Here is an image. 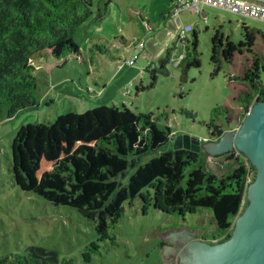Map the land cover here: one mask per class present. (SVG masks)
<instances>
[{
  "label": "trees",
  "instance_id": "obj_1",
  "mask_svg": "<svg viewBox=\"0 0 264 264\" xmlns=\"http://www.w3.org/2000/svg\"><path fill=\"white\" fill-rule=\"evenodd\" d=\"M93 5L94 0H0V120L40 106L39 78L43 73L52 72L73 58L81 63L86 61L74 36L93 15ZM108 6L109 2H105L104 11L99 8L98 17L104 16ZM167 15L172 16V7ZM243 28L245 39L239 43L225 36L221 26L216 29L211 61L216 74L222 60L232 63L236 52L246 50L254 54L251 68L242 76H231L250 88L246 96L240 97L248 111L253 101L264 100V56L254 51L257 34L264 38V32L246 23ZM193 36V49L182 62L183 78L190 67L201 65L195 29ZM136 42L117 35L108 45L94 46L100 54H113V48ZM170 55L168 50L160 66L152 69L147 87L156 84L158 72L168 74ZM147 87L137 86L139 91ZM230 112V108L223 106L213 110L207 123L210 140L223 135V125L217 120L226 114L229 123ZM173 132L170 125L162 127L152 114L135 113L126 105H101L84 113L68 111L53 122L26 123L20 127L11 142L12 172L21 189L56 206L75 208L94 220L100 236L122 214L127 201L132 204L137 197L144 200L145 190L163 182L162 199L153 195L144 201V209L153 205L162 212L183 216L209 210L217 233L204 238L213 243L224 241L231 235L234 217L246 206L249 177L251 181L256 168L245 154L230 151L218 156L236 155L237 165L218 175L208 168L203 150H160L171 141ZM150 153L153 155L143 162V157ZM0 264L76 263L72 258L61 259L53 249L33 245L25 254L0 257Z\"/></svg>",
  "mask_w": 264,
  "mask_h": 264
},
{
  "label": "rangeland",
  "instance_id": "obj_2",
  "mask_svg": "<svg viewBox=\"0 0 264 264\" xmlns=\"http://www.w3.org/2000/svg\"><path fill=\"white\" fill-rule=\"evenodd\" d=\"M105 2H109L108 11L100 18L98 10L101 7L104 11ZM160 2L94 0L93 15L74 36L86 61L81 63L73 58L52 72L43 73L39 78L40 106L0 120V257L25 254L28 247L34 245L53 249L61 259L72 258L76 264H177L189 242L217 233L209 210L183 216L162 212L153 205L144 209V201H149L153 195L162 199L164 184L157 182L144 191V200L137 197L132 204L127 201L122 214L114 218V224L100 236L94 220L82 216L75 208L56 206L32 191L21 189L12 172L11 142L20 127L26 123L53 122L59 114L68 111L84 113L101 105H126L135 113L152 114L162 127L170 125L173 134H189L203 144L212 137L207 123L216 107L231 110L229 123L226 114L217 120L223 125L224 132L229 134L239 127L248 112L240 97L246 96L250 88L231 76H242L251 68L254 54L246 50L236 52L232 63L222 60L220 71L214 74L212 36L221 26L225 36L239 43L245 39L244 23L264 32V21L207 6L202 7L201 14L182 12V24H191L198 33L197 51L201 65L190 67L183 78L184 61L179 67L168 63V74L158 72L156 84L147 87L152 69L160 66L168 50L172 55L183 50L187 56L193 49V32L188 41L180 44L172 23L165 22L172 16H160ZM149 26L155 27L149 30ZM143 33L150 38L149 47L140 52L144 53L133 65L124 60L137 52L135 44L113 48V54H100L94 46L95 43L108 45L117 35L137 41ZM254 51L264 56L261 34H257ZM138 85L147 88L139 91ZM173 147L171 139L160 150ZM230 151L236 155L240 153L235 145L220 153L204 148L208 168L222 175L236 167V155L233 158L229 154L218 156ZM152 155H145L143 162ZM182 229L196 231V235L186 239L176 254L168 255L162 249L167 235Z\"/></svg>",
  "mask_w": 264,
  "mask_h": 264
},
{
  "label": "water",
  "instance_id": "obj_3",
  "mask_svg": "<svg viewBox=\"0 0 264 264\" xmlns=\"http://www.w3.org/2000/svg\"><path fill=\"white\" fill-rule=\"evenodd\" d=\"M171 139L174 149L196 152L204 149L201 140L189 134L172 133ZM206 142L211 143L214 153L235 145L256 168V174L249 181L246 206L236 216L230 237L214 243L207 239L192 240L181 252L177 264H264V100H255L238 128ZM194 235L196 231L186 229L170 232L162 249L168 255L176 254L185 240Z\"/></svg>",
  "mask_w": 264,
  "mask_h": 264
},
{
  "label": "built area",
  "instance_id": "obj_4",
  "mask_svg": "<svg viewBox=\"0 0 264 264\" xmlns=\"http://www.w3.org/2000/svg\"><path fill=\"white\" fill-rule=\"evenodd\" d=\"M203 6L238 14L244 18H252L255 20L264 21V0H173L172 16H179L184 11L201 14L203 11ZM193 31L194 27L191 24L183 25L178 32L179 43L183 44L185 41H188L189 34ZM144 47V38H138L135 44V50L137 52L125 59L124 62L128 65L135 64V61L139 56V52L143 51ZM185 58L186 53L183 50H180L177 55H170L169 63H171L173 66L179 67Z\"/></svg>",
  "mask_w": 264,
  "mask_h": 264
},
{
  "label": "crops",
  "instance_id": "obj_5",
  "mask_svg": "<svg viewBox=\"0 0 264 264\" xmlns=\"http://www.w3.org/2000/svg\"><path fill=\"white\" fill-rule=\"evenodd\" d=\"M160 5L162 6L161 8V14H160V16L162 17L163 15L162 14H164V13H166L165 15H164V17H162V18H165L166 16H168L167 15V12H168V10L172 7V5H173V0H161V2H160ZM166 20V21H165ZM164 21L165 22H171L172 23V25H173V31H174V34H175V36L178 34V32H179V29L184 25V24H182V18H181V15H179V16H172V18L170 17L169 19H165ZM159 22H156L155 23V25H157V26H159ZM188 24V23H187ZM150 27V26H149ZM195 29V28H194ZM140 37H142V38H144V40H145V47H144V49L143 50H145V49H147L148 47H149V36H146L145 37V34L143 33L142 34V36H140ZM144 53V52H143ZM143 53H141L140 54V52H139V55H143ZM133 83V81H131V84ZM209 148V150L211 149L212 150V152L214 153V148H213V146L211 145V143H207V142H204V148Z\"/></svg>",
  "mask_w": 264,
  "mask_h": 264
}]
</instances>
